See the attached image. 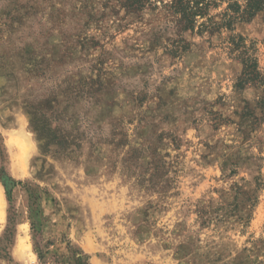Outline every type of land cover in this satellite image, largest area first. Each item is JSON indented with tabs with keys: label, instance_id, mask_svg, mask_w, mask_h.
Returning <instances> with one entry per match:
<instances>
[{
	"label": "rangeland",
	"instance_id": "obj_1",
	"mask_svg": "<svg viewBox=\"0 0 264 264\" xmlns=\"http://www.w3.org/2000/svg\"><path fill=\"white\" fill-rule=\"evenodd\" d=\"M170 2L0 0V264H264V94Z\"/></svg>",
	"mask_w": 264,
	"mask_h": 264
},
{
	"label": "trees",
	"instance_id": "obj_2",
	"mask_svg": "<svg viewBox=\"0 0 264 264\" xmlns=\"http://www.w3.org/2000/svg\"><path fill=\"white\" fill-rule=\"evenodd\" d=\"M147 0H117L125 14H137ZM225 4L224 9L215 15H210V8ZM167 12L179 31H193L203 33H218L226 30L228 47L238 51L236 60H239L241 70L235 83L236 88L251 84L261 88L264 94V75L257 69L256 59L247 54L248 46L240 34H232L235 25L247 22L255 16L261 15L264 25V0H171ZM215 17L218 20H215ZM264 100V96L261 97Z\"/></svg>",
	"mask_w": 264,
	"mask_h": 264
},
{
	"label": "clouds",
	"instance_id": "obj_3",
	"mask_svg": "<svg viewBox=\"0 0 264 264\" xmlns=\"http://www.w3.org/2000/svg\"><path fill=\"white\" fill-rule=\"evenodd\" d=\"M31 135V134H29ZM18 144V147L20 148V154L19 156L17 157V159H19L22 163L24 162L25 160V152L27 151V148H31L33 150H35V143H30L27 148H25L24 144L22 142H17Z\"/></svg>",
	"mask_w": 264,
	"mask_h": 264
}]
</instances>
